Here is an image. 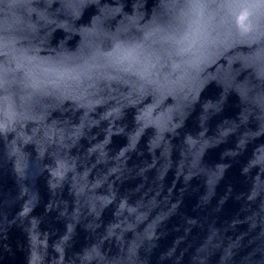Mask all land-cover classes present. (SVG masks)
<instances>
[{
    "label": "water",
    "instance_id": "95a60500",
    "mask_svg": "<svg viewBox=\"0 0 264 264\" xmlns=\"http://www.w3.org/2000/svg\"><path fill=\"white\" fill-rule=\"evenodd\" d=\"M262 16L0 0V264H264Z\"/></svg>",
    "mask_w": 264,
    "mask_h": 264
},
{
    "label": "snow or ice",
    "instance_id": "6c2138e0",
    "mask_svg": "<svg viewBox=\"0 0 264 264\" xmlns=\"http://www.w3.org/2000/svg\"><path fill=\"white\" fill-rule=\"evenodd\" d=\"M172 3H177V4H185V5H190L192 6V10L196 11L199 7V5L208 2V0H170ZM214 2L221 3V4H230V3H236V2H241V0H214ZM248 2L256 3L261 5L262 8H264V0H248ZM261 27H264V16H262L261 21L258 22ZM182 29L178 28L177 32H181ZM248 32H242L241 35H248ZM182 40L176 41V43H182ZM2 61L3 57L0 56V69H2Z\"/></svg>",
    "mask_w": 264,
    "mask_h": 264
}]
</instances>
